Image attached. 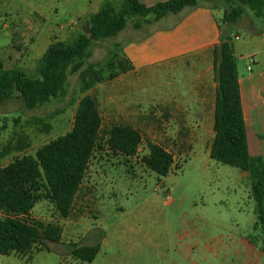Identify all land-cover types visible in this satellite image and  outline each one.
I'll list each match as a JSON object with an SVG mask.
<instances>
[{"label":"rangeland","instance_id":"1","mask_svg":"<svg viewBox=\"0 0 264 264\" xmlns=\"http://www.w3.org/2000/svg\"><path fill=\"white\" fill-rule=\"evenodd\" d=\"M109 1L120 6L121 0H0V59L7 69L21 68L39 78L37 66L47 48L84 33L89 17ZM208 4L227 28L222 23L225 5ZM169 23L153 16L134 17L117 37L93 43L82 70L94 65L106 76L117 74L112 81L84 91L83 71L69 72L66 93L34 109H27L17 93L0 102V168L34 156L40 147L69 133L78 102L86 95L97 99L103 117L102 141L71 216L61 218L44 199L31 213L34 220L58 225L61 241L46 242L50 251H39L42 248L37 245L27 256L0 255V264H264L260 244L250 241L259 234L254 230L257 214L250 174L211 160L203 132L200 143L181 144L176 131L164 126L169 111L150 107L147 84L144 90L148 91H141V97H136L134 88L131 97H122L127 83L120 77L128 71L118 66L116 44L140 39ZM229 27L241 74L249 65L254 72H264V40L254 35L264 33V19L247 8ZM255 51L260 66L251 63ZM173 75V71L164 72L153 88L170 87ZM259 110L247 139L251 156L264 160V105ZM118 124L133 125L141 132L143 143L136 157H124L107 147L106 133ZM148 142L162 145L174 156L168 176L161 177L142 164ZM75 244H99L95 261L74 259L71 246ZM246 244L253 245L257 254L252 257Z\"/></svg>","mask_w":264,"mask_h":264},{"label":"trees","instance_id":"2","mask_svg":"<svg viewBox=\"0 0 264 264\" xmlns=\"http://www.w3.org/2000/svg\"><path fill=\"white\" fill-rule=\"evenodd\" d=\"M212 2L225 5L222 23L227 28L219 23L220 44L213 49L217 88L210 159L250 174L257 214L254 230L259 232L250 241L260 244L264 253V160L253 158L249 151L238 63L229 29L247 8L256 18L264 19V0H168L150 7L140 0H121L119 7L109 1L89 17L90 35L80 33L73 41H58L47 48L37 66L39 78L29 76L21 68L7 69L0 59V102L17 93L27 109L45 104L66 93L69 72L83 69L93 43L117 37L131 18L153 16L160 21L200 5L212 7L208 4ZM115 48L120 70H131L129 61L118 55L120 45L116 44ZM81 73L85 79L84 91L117 77V74L106 76L103 69H96L94 65ZM102 132L103 117L98 101L86 95L78 102L69 133L40 147L34 156L15 159L0 168V255L27 256L37 245L42 248L39 251H50L46 242L61 241L62 229L58 225L34 220L31 213L44 199L55 206L61 218L71 216L92 157L101 144ZM106 136L109 150L127 158L136 157L143 143L141 132L129 124L113 126ZM147 147L148 154L142 158V164L161 177L168 176L174 166V156L159 144L148 142ZM99 251V244L71 246L72 257L88 263L95 261Z\"/></svg>","mask_w":264,"mask_h":264},{"label":"crops","instance_id":"3","mask_svg":"<svg viewBox=\"0 0 264 264\" xmlns=\"http://www.w3.org/2000/svg\"><path fill=\"white\" fill-rule=\"evenodd\" d=\"M140 1L150 7L168 0ZM178 16L179 18H176ZM165 19L170 20L167 26L156 29L145 37L128 40L120 45V55L131 65V70L120 77L121 82L127 83L125 84L127 89L123 91L122 97H131L132 88L136 90V97H141L143 95L141 91L144 93L148 91L144 90L147 84L146 86L150 87L152 110L158 109L159 112L167 109L170 113L164 126L175 130L178 140L183 145L200 143L203 132V145L209 146L206 154L210 156V148L215 136L214 113L217 88L213 49L220 44V16L214 8L200 5L178 15L170 14L162 20ZM254 35L264 40V33H254ZM235 56L237 57L236 53ZM257 56L258 53L255 51L252 56L254 65L260 66ZM171 71L174 75L172 79L169 78L170 87L163 91L153 88L158 76ZM179 72L183 74L178 75ZM238 73L248 134L249 130L255 127L254 120L259 115L260 105H264V72L253 70L249 72L247 68V72L241 74L238 61ZM134 78L135 84H133ZM246 248L251 252L252 257L257 254L253 245L246 244ZM260 252L263 253L261 250Z\"/></svg>","mask_w":264,"mask_h":264},{"label":"water","instance_id":"4","mask_svg":"<svg viewBox=\"0 0 264 264\" xmlns=\"http://www.w3.org/2000/svg\"><path fill=\"white\" fill-rule=\"evenodd\" d=\"M83 32L84 34L86 35H90L91 33V29H90V24H89V21L86 22L84 28H83Z\"/></svg>","mask_w":264,"mask_h":264},{"label":"built area","instance_id":"5","mask_svg":"<svg viewBox=\"0 0 264 264\" xmlns=\"http://www.w3.org/2000/svg\"><path fill=\"white\" fill-rule=\"evenodd\" d=\"M238 38H239V37L237 36V37H236V39H238ZM251 63H253V64H254V60H251ZM248 71H249V72H251V71H252V68H251V66H250V65L248 66Z\"/></svg>","mask_w":264,"mask_h":264}]
</instances>
